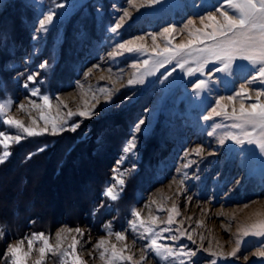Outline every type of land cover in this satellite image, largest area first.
<instances>
[{"label": "rangeland", "instance_id": "rangeland-1", "mask_svg": "<svg viewBox=\"0 0 264 264\" xmlns=\"http://www.w3.org/2000/svg\"><path fill=\"white\" fill-rule=\"evenodd\" d=\"M15 1L0 0V16ZM17 2L30 9L32 16L28 13L27 40L12 41L10 47L2 42L6 52L0 55V62L8 71L9 80L4 82L0 79V131L9 136L18 134V129L3 123L6 118L40 129L45 127L44 121L40 119L42 112L46 116L64 119L69 110L75 113L99 105L97 114L91 119L74 116L69 124L79 122V127L75 131L69 129L64 132L80 130L82 147L90 142L100 143L103 140V143L98 155L91 157L90 161L83 160L80 169H69L70 190L65 188L66 182L62 181L57 184L58 190L54 191L48 183L50 179L48 176L44 178V170L40 169L46 164L45 156L33 155L34 162L39 164L26 168L31 181L27 187L30 194L23 193L22 208H28L29 199H34L37 201L35 209L40 215L26 220L22 229L16 231L10 213L11 205L4 204L5 198L0 197V208L3 209L0 214L6 213L10 218L8 222L0 220V264H11L10 255L5 256L9 245H16L23 240V251H28V241L24 237H31L32 233H44L54 248L57 232H61L63 237L61 251L56 254L47 252L43 264H72L68 245L73 237L79 241L76 254L86 264L105 262L108 257H112L113 247L119 244L124 247L118 253L132 257L128 264H136L133 260L141 254L144 259L141 258L139 264H181V260L184 264H264V256L261 255L264 253V237H243L239 229L240 218L246 217L250 210L256 209L264 200V155L260 153L258 145L226 142L224 146H219V140L224 138L223 132L232 129H216L214 136H209L208 132L213 131L214 123L230 125L232 121L217 117L205 122L200 118L215 106L217 96L226 97L235 92L257 68L247 61L237 60L230 73L216 74L207 81V88L196 96L194 84L203 78L198 73L183 76L178 70L163 79L166 69L161 68L155 75L146 78L145 84L130 86L128 81L136 79L137 72L131 65L146 57L136 53H125L117 59L109 56V53L122 51L114 46L116 42H127L140 36L144 38L136 40V44H143L147 52L150 53L154 46L163 48V29L168 26L175 29L173 43L186 42L190 38V31L202 28L201 16H207L209 12L219 15L215 13V8L221 0H163L159 4H153L150 0ZM61 4L65 6L62 8ZM113 5L119 8L114 10ZM123 9L130 12L131 18L125 17L120 21L117 17L123 16ZM49 13L56 15L51 24L46 22L45 30L40 27L39 21ZM189 20L193 23L186 28ZM114 22L124 23L117 36L108 30ZM67 33L72 34L71 41L77 50L75 55L78 59L74 63H69L73 57L69 59L62 50ZM151 34H156L155 45ZM34 36L38 38L33 39ZM44 61L48 62V67L39 68ZM166 67L171 68L172 65ZM36 72H39L36 83H29L28 88L23 87L27 76ZM66 74H69L68 78L64 79L62 76ZM258 86L253 85V88ZM34 89H38L41 96L50 97L47 107L38 96L29 98ZM255 95L253 91L252 100L247 103L254 102ZM125 97L130 98L126 100ZM31 101H36L37 106L34 107ZM106 101H111V104ZM240 103L239 98L221 101L222 105L227 106L228 112L233 108L238 110ZM21 104L24 105L23 109L18 106ZM141 119L145 120V124L136 134L137 138L131 140L135 125ZM107 120L125 121V131L120 133L114 130L115 133L104 134L103 124ZM97 124L100 128L96 130L94 127ZM64 132L51 134L49 123L48 134L25 137L19 144L13 142L10 149L12 154L6 161L21 146L27 151L25 159L29 153H37V148L30 145L35 137H58ZM126 146L128 152H124ZM184 149H188V152L185 153ZM197 149H202L198 155ZM2 151L0 146V153ZM184 164L190 167L185 168ZM105 169L106 180L97 182ZM86 174L93 175L89 177ZM74 175L75 179L72 178ZM197 175L199 179L195 178ZM17 177V171H11L7 177L2 176L0 188L8 179V189L15 192L19 184L18 180L15 181ZM40 180L45 181L43 190L36 193L33 188ZM86 185H90L93 190L98 188L97 208L105 209L101 212L99 209V215H95L90 222L82 220L77 224L67 223L64 209L69 208L72 214H77V206L84 198L82 194L92 190ZM108 188L117 195L116 200L105 194ZM68 193L71 195L69 201L64 198ZM174 206H177L176 212L171 211ZM134 213H138V216ZM170 214L174 218L171 231L156 238L159 244H168L170 250L178 255L173 257L164 253L157 256L150 243L154 237L148 235L145 229L151 227L160 233L161 229L167 227ZM133 225L136 226L135 231ZM65 228H80L84 235L81 237L75 231L63 232ZM116 232H123L127 238L118 240ZM180 232L190 233L195 243L187 235L179 238L175 244L170 239H163L164 236L179 237ZM100 240L106 242L104 248H95L94 245ZM238 241H241L239 251L232 256ZM179 245L196 250V255L190 259L188 256L181 257ZM40 247L42 242L35 241L32 251L25 258V264H36ZM64 250H67V255ZM101 251H105L103 259Z\"/></svg>", "mask_w": 264, "mask_h": 264}, {"label": "snow or ice", "instance_id": "snow-or-ice-1", "mask_svg": "<svg viewBox=\"0 0 264 264\" xmlns=\"http://www.w3.org/2000/svg\"><path fill=\"white\" fill-rule=\"evenodd\" d=\"M131 2V0H129ZM153 4L162 3L163 0H150ZM61 4L60 7H64ZM114 10L118 9L117 5H113ZM100 9L98 8L97 11ZM123 16L117 17L118 20L123 21L125 17L131 18V14L127 9H123ZM139 11V9H137ZM216 14L209 12L207 16H201L200 20L202 22V28L192 30L189 32V39L180 43H173L175 36L173 35L175 29L173 26H168L163 29V34L165 35V46L163 48L159 46H154L151 52L145 50L143 44H136V40H142L144 37L140 36L133 40L127 42H116L114 46L121 49L119 53H109L112 59H117L119 56L127 53H136L138 55L142 54L144 59L135 61L131 66L137 69L136 79H130L128 85L145 84L146 78L155 75L159 69H166L163 79L176 71H180L183 76H191L194 73H198L202 79H199L194 84V93L199 96L201 91L207 88V81L212 79L216 74L219 73H230L234 62L237 60L247 61L249 64L255 66L257 71L248 77L245 83H241L239 88L232 94L225 96H217L215 98V106L207 110V114H204L200 118L207 122L214 120L215 118H221L224 120H230L232 123L230 125H220L214 123L212 125L213 131L208 132L209 136L216 135V129L225 128L232 130H225L223 132L222 139L219 140V146H224L226 142H232L235 145H258L260 153L264 155V0H221V3L215 8ZM56 13H49L43 19L39 21L40 27L45 28L47 24H51L54 21ZM207 23H204V21ZM193 21L189 20L185 27H189ZM124 26V23L114 22L108 28L109 33L117 36L119 31ZM153 38V43L156 42V34H151ZM38 38L34 36L33 39ZM175 61L173 65L172 62ZM167 65H172L171 68L166 67ZM195 65V67H191ZM48 67V62L44 61L39 65V68L43 69ZM39 76V72L29 74L27 76V82L23 87L28 88L29 83H36V78ZM43 81H41L42 83ZM253 85H259L253 88ZM255 92L254 102L247 103V101L252 100L251 93ZM38 96L42 101L43 105L47 107L50 103V97L47 95H40L38 89H34L30 92V96ZM130 97H125L128 100ZM237 98L241 100L239 109L233 108L231 112H228L227 106L222 105L221 101L227 99L228 101H234ZM33 106L36 105V101H31ZM106 103L111 104V101H106ZM21 109L24 105H18ZM99 105H93L91 110H84L78 112L68 111L66 118L59 119L58 117H50L41 113L40 119L44 121L45 127L36 129L34 127L26 126L21 121L12 118L4 119L3 123L8 126L15 127L18 129V134L9 136L3 131H0V146H2V153H0V164L4 163L6 159L12 154L11 147L13 142L19 144L25 137H33L48 134V125L51 124V134H60L66 130L75 131L79 127V122L69 124V121L74 116H79L81 119H91L97 114V108ZM149 111V110H146ZM145 124V120L141 119L135 125V133L131 137V140H135L140 130L141 126ZM133 148L136 145H132ZM47 148V145L37 149V152H43ZM129 148L126 146L124 152H128ZM202 149H197L196 154L198 155ZM184 152H188V149H184ZM210 154H214L210 153ZM35 153H29L26 157L31 159ZM185 168L190 167L189 164H184ZM133 168L135 166L133 165ZM199 179L197 175L195 177ZM239 183V181H237ZM123 184V181H121ZM186 191V189H185ZM106 195H109L112 200L117 199V195L112 193V189L108 188L106 190ZM191 199V197H189ZM176 207L171 210L176 212ZM247 207V205H245ZM138 216V213H134ZM155 219V218H153ZM173 215L170 214L167 219V227L160 230L157 233L155 229L148 227L145 229L146 233L154 238L151 239V249L156 253L157 256H161L167 253L168 256H176V252L170 250L168 244H159L158 236L164 232H170L171 226L173 224ZM135 225H133V231H135ZM63 232H72L80 234L83 237L84 233L80 228L71 229L65 228ZM243 237H264V219L257 222L251 223L249 225L243 226L241 228ZM2 235V233H0ZM118 240H125L127 237L123 232L115 233ZM187 235V238L192 242V236L190 233L180 232L179 237L164 236L165 240H172L173 243ZM57 244L53 248L49 244V238L44 233H32L31 237H24L28 241V251H23L22 244L23 240L17 242L16 245H9L5 256L10 255L11 264H25V258L33 249V244L35 241L42 242V247L39 249V259L36 264H43L47 252H52L56 254L61 251L62 234L61 232L56 233ZM79 241L76 237L72 238L71 243L68 248L71 249V261L72 264H86L77 252V245ZM105 241L100 240L94 245L95 248H104ZM135 243V241H134ZM241 241H238V247L233 249L231 253L235 256L239 251V245ZM179 255L181 257L188 256L189 259L196 255V250L188 248L185 245H179L178 247ZM106 251V249H105ZM105 251H101L100 256L103 259L105 256ZM64 254L67 255V250H64ZM264 256V253H261ZM112 259H120L131 261L132 257H123L115 251L113 247ZM144 257H142V260ZM247 259V257H245ZM181 264L184 261L181 260ZM215 264V262H214Z\"/></svg>", "mask_w": 264, "mask_h": 264}, {"label": "trees", "instance_id": "trees-1", "mask_svg": "<svg viewBox=\"0 0 264 264\" xmlns=\"http://www.w3.org/2000/svg\"><path fill=\"white\" fill-rule=\"evenodd\" d=\"M32 16V11L28 9L25 5L17 2H13L9 5V8L6 9L2 15L0 16V55L5 54V48L2 46V42H4L7 46H11L12 41H21V40H27L26 39V22L29 18V14ZM72 34L67 33L66 41L63 45V51L65 55L67 54L69 59L73 57V60L69 63L76 62L77 54L75 55V52L77 50L76 46L73 45L72 41ZM4 40V41H3ZM68 65V62H67ZM69 74L63 75L62 77L64 79L68 78ZM8 71L3 66V64L0 62V79H2L4 82H6L8 79ZM12 91V90H10ZM126 119V118H125ZM125 122V121H124ZM124 122L121 121H109L107 120L103 124V131L104 134L108 132H114V130H118V132L123 133L125 131L126 126L124 125ZM96 130L99 129V124H97L94 127ZM122 129V130H120ZM112 130V131H111ZM120 130V131H119ZM116 132V133H118ZM65 133V132H64ZM61 134L58 137H52V136H46V138H33L30 141V145H32L33 148H40L41 146L47 145L46 150L43 152H37L36 155L43 154L46 158V161L43 166L40 167V169L44 170V173L42 174L44 178H47L49 180V185H51L52 189L54 191L58 190L57 184L63 181L65 183V188L69 189L68 187V171L70 168H74L75 170H78L81 168V163L83 160H91V157H95L96 154L98 155V149L101 148L103 140L100 141V143L97 142H90L86 147H82V141L79 139L81 137V131L78 130L74 133L67 132L65 134ZM70 134V135H68ZM68 135V136H66ZM65 137V138H64ZM64 138V139H63ZM97 144V145H96ZM83 148V149H81ZM106 151V149H105ZM27 151H24L22 149V146L18 148L16 153L8 160L6 161L2 166H0V179L2 176L7 177V175L12 171H17L18 177L15 178V181L18 180L19 184L18 187H16V191L14 192L12 189H8L9 183L8 179L5 180V184L3 183V187L0 188V197L5 198L4 204L11 205L10 213L13 215V221H14V229L16 231L21 230L24 226V222L27 220L32 219L35 216H39L40 212L35 209V206L37 203L34 199H29L28 208L25 209L22 208L23 201H22V195L23 193L27 192V194H30V189L27 191V187L30 184V179L28 177V174L26 173V168L34 165L36 162L35 158H32L30 160L25 159ZM34 155V156H36ZM74 158V159H73ZM34 162V163H33ZM60 163V167H58V164ZM36 164H39L37 162ZM145 164V162H144ZM84 165H82L83 167ZM87 176L89 174H86ZM93 174H90L92 176ZM75 179V175L72 177ZM107 178V171L105 169L104 175H101L96 180L97 182H103V180H106ZM14 180V179H13ZM44 180H40V182H36L34 186V190L36 193H41L43 190V184ZM97 182L95 185H97ZM1 185L2 182L0 181ZM47 184V183H46ZM87 188H91V186H85ZM84 187V188H85ZM87 188H85L87 190ZM92 189V188H91ZM98 190V188H96ZM95 190H88L82 194L84 196L81 204H78V212L77 214H72L69 208L64 209L66 219L65 221L70 224H77L79 221L85 220L86 222H90L93 220L95 215H99V213L102 211V209L105 208H97L99 204V192ZM70 190V189H69ZM14 192V193H12ZM6 196H9L7 198ZM71 195H66V200L69 201L71 198H69ZM100 209V212L98 211ZM0 210H3L0 208ZM63 211V210H62ZM71 215V216H69ZM76 217H75V216ZM91 215V216H89ZM57 215L54 216L56 219ZM89 217L91 220H87ZM53 217V216H52ZM73 217V218H71ZM7 219H10L9 216L6 213L0 214V220L8 222ZM53 220V218H52ZM37 222V221H35ZM48 223V221H47Z\"/></svg>", "mask_w": 264, "mask_h": 264}, {"label": "bare ground", "instance_id": "bare-ground-1", "mask_svg": "<svg viewBox=\"0 0 264 264\" xmlns=\"http://www.w3.org/2000/svg\"><path fill=\"white\" fill-rule=\"evenodd\" d=\"M256 187V186H255ZM254 188V187H253ZM174 198V197H173ZM213 200V199H212ZM215 201V200H214ZM259 201V200H258ZM256 202V201H255ZM258 203V202H257ZM251 208V207H250ZM253 209V208H252ZM220 212V211H219ZM250 213L247 214L246 217H242L240 218V224H239V229H241L243 226H246V225H249L251 223H254V222H257L261 219H264V200H262L260 202V205L256 207V209L254 208L253 210H250L249 211ZM213 214V213H212ZM71 216V215H69ZM75 216V215H74ZM91 216V215H89ZM76 217V216H75ZM73 218V217H71ZM88 218L87 220H91V218L87 217ZM201 220V219H200ZM209 225V224H208ZM210 225L212 226L213 224L210 223ZM210 226V227H211ZM193 228V227H192ZM197 230V228H196ZM202 234V233H201ZM195 238V237H194ZM159 240V239H158ZM112 244V243H111ZM194 244V243H193ZM127 245V244H126ZM123 247L124 245L123 244H119L118 245H115L114 248H115V251L118 253L119 251L123 250ZM127 248V247H126ZM131 248V246H130ZM26 251V250H25ZM125 251V250H124ZM179 252V251H178ZM176 255H178L176 253ZM123 257H127L126 255H124ZM142 258V254L141 256H139L137 259L133 260L134 263L136 264H139V261L140 259ZM175 259V258H174ZM160 262V261H159ZM178 262V260H177ZM186 262V261H185ZM95 264H99V261L96 262ZM100 264H128V261L127 260H120V259H112V257H108L105 262L103 263H100Z\"/></svg>", "mask_w": 264, "mask_h": 264}]
</instances>
